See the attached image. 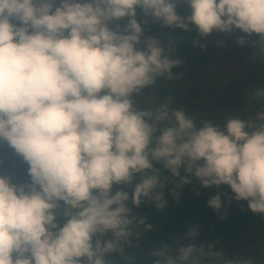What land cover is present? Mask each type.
<instances>
[{"label":"clouds","instance_id":"9594fccd","mask_svg":"<svg viewBox=\"0 0 264 264\" xmlns=\"http://www.w3.org/2000/svg\"><path fill=\"white\" fill-rule=\"evenodd\" d=\"M177 2L0 0V141L30 177L17 185L0 175V264H140L153 224L134 209L165 210L168 185L178 201L193 176L202 187L230 186L236 201L264 214V88L252 93L262 109L254 116L198 125L172 97L155 95L159 80L179 78L172 69L183 61L172 58L171 41L143 38L137 20L139 8L163 26L195 25L202 37L240 30L238 44L255 35L264 54V0H180L186 17ZM145 89L152 94L141 107L134 98ZM208 205L219 212L221 195ZM200 232L192 225L145 258L253 264L226 259L215 241L199 242Z\"/></svg>","mask_w":264,"mask_h":264},{"label":"trees","instance_id":"16d2710c","mask_svg":"<svg viewBox=\"0 0 264 264\" xmlns=\"http://www.w3.org/2000/svg\"><path fill=\"white\" fill-rule=\"evenodd\" d=\"M176 10L182 17L191 14L188 5L180 0L177 2ZM137 20L144 28L143 38L158 35L166 44L171 41L174 49L172 58L183 61L181 66L172 69L179 75L178 79L158 81L155 95L161 100L172 97L173 107L184 109L195 117L198 125L203 120H212L223 125L227 119L235 116L246 120L262 110L260 104L255 112L248 105V93L244 81L246 77H250L248 75L240 77L236 73L226 76L221 72L213 81L186 87V81L183 80L185 76L195 73L197 67L207 64L216 52L215 43L202 37L195 25H190L188 31L163 26L161 22H153L150 16H144L139 8ZM127 22L128 18L114 21L113 27L117 24L126 25ZM241 35L246 36L243 33ZM246 40L245 45L254 44L258 43L259 38L253 35L246 37ZM251 75L253 76L252 73ZM259 80L260 88H264V75L260 76ZM146 91L152 94L150 89ZM0 160L3 161L0 164V175L11 177V182L17 185L30 182L29 166L6 142L2 141H0ZM164 174L170 175L168 172ZM184 175L182 169L181 176ZM190 179L191 183L180 189L181 195L178 201H174L171 195L173 185H168L165 199L169 206L165 210L156 211L154 203L144 205L139 210L134 209L138 215L146 216L148 223L153 224V230L143 237L142 248L139 250L140 264H150L145 254L151 251L153 245L179 240L189 227L195 224L201 226L199 242L215 241L217 250L222 251L226 259H250L253 264H264V214L253 213L247 201H236L233 198L235 194L228 185L202 187L197 178L193 176ZM217 194L221 195L223 201L219 212L208 205V200ZM130 206H132L131 202ZM57 212L58 222L63 226L67 219L63 207ZM221 216L224 218L221 219Z\"/></svg>","mask_w":264,"mask_h":264},{"label":"rangeland","instance_id":"374dc122","mask_svg":"<svg viewBox=\"0 0 264 264\" xmlns=\"http://www.w3.org/2000/svg\"><path fill=\"white\" fill-rule=\"evenodd\" d=\"M241 34L240 30L232 34L214 31L209 36L204 37L215 43L216 52L207 64L197 67L195 73L186 75L183 80L186 81V87H190L200 82L213 81L215 76L221 72L226 76L236 73L240 77L248 75L250 77L244 79L248 93V105L255 112L260 105L253 101L251 96L257 89H260L259 77L264 75V54L261 53L259 43L239 45L237 38ZM150 95L145 89L140 96L134 99L139 106L148 107L146 102Z\"/></svg>","mask_w":264,"mask_h":264},{"label":"bare ground","instance_id":"6f19581e","mask_svg":"<svg viewBox=\"0 0 264 264\" xmlns=\"http://www.w3.org/2000/svg\"><path fill=\"white\" fill-rule=\"evenodd\" d=\"M220 237V236H219ZM246 240V239H245Z\"/></svg>","mask_w":264,"mask_h":264}]
</instances>
